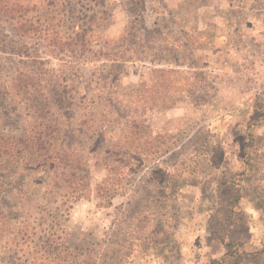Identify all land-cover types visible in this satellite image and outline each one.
Wrapping results in <instances>:
<instances>
[{
  "label": "rangeland",
  "instance_id": "rangeland-1",
  "mask_svg": "<svg viewBox=\"0 0 264 264\" xmlns=\"http://www.w3.org/2000/svg\"><path fill=\"white\" fill-rule=\"evenodd\" d=\"M20 1L29 30L48 38L0 21V264H47L52 225L71 258L97 252L138 189L160 208L154 188L165 177L175 210L130 264H210L225 251L221 236L264 256V199L249 197L256 177L223 224L233 195L217 191L238 182L249 122L259 118L250 132L264 138V0H143L141 23L131 0ZM122 45L129 59L110 60ZM155 68L177 73L161 86ZM49 82L65 105L52 103ZM131 138L151 152L139 167L117 152ZM205 142L194 168L179 166ZM155 167L165 175L146 184Z\"/></svg>",
  "mask_w": 264,
  "mask_h": 264
},
{
  "label": "trees",
  "instance_id": "trees-1",
  "mask_svg": "<svg viewBox=\"0 0 264 264\" xmlns=\"http://www.w3.org/2000/svg\"><path fill=\"white\" fill-rule=\"evenodd\" d=\"M131 3L137 9L140 23L143 22V0H131ZM29 7V5L24 4L20 0H0V21L4 22V28L15 31V34H19L23 38H33L34 36L48 38L43 30H38L37 28H31L32 30H29ZM75 34L77 35V32ZM124 40L122 42H124ZM124 46L125 45L118 47L116 51L109 56L110 60L126 61L129 59V56H126L127 50ZM113 66L118 65L114 63ZM151 73L157 75L155 80L159 79L160 85L162 86L167 79V75L177 73V71L174 69L155 68L151 70ZM18 85V80L13 81V87H17ZM115 86L116 85H114V87ZM46 87V90L53 93L54 100H51L52 103L58 106L66 104V97L62 90L57 89L51 82H49ZM258 123L259 118L249 122L247 126L248 133L244 135L245 142L240 149L241 153L239 157V163L242 168L240 172H238L239 175L235 174L238 182L235 183L232 177L225 178L224 182L219 183V187H217V191H220L224 187L233 195V199L227 206H220L219 213L222 215L226 214V217L220 221V224L225 223V221H231L235 209H238L240 206V200L242 201L244 196H248L247 193L244 192L242 185V183H245L248 176H255V182L257 183L250 191L249 197L252 198V196H255V200L258 199V201H260V198L264 199V185L260 184L262 181L264 182V138L259 136V134L250 132L252 128L257 127ZM132 140L133 138H131L130 142L126 141V144L122 145L117 152L121 155L123 154V149L131 151V153L126 151V153L121 156L123 159L138 161L136 167H139L143 154L147 155V153L151 152L148 150L143 153L144 148L140 146V143ZM207 142H205V144L200 143L198 147L191 149L192 154L186 153L185 157L182 156V154L178 156L177 162L179 166L185 168V170L194 168L195 163H198L197 157L200 156V154L207 155L208 151L211 150V144ZM190 156L192 160H189ZM154 175L161 177L165 175V172L163 169L155 167L150 177L145 180L146 184L151 183V179L154 178ZM164 179L160 181L159 185H155L154 188L157 190V194H155L157 195L155 204H160V208L154 205L155 208L152 209L147 205L149 199L145 193L148 189L146 186L142 190L144 193L141 192V189H138L133 203L129 206L130 208L126 210L127 213L125 214V221L122 227L115 233L117 236L113 240V234L106 245L101 246L97 252H95L94 249L76 258H71L67 249L62 246L63 243L59 241L60 237L57 233L58 231L55 226L52 225L50 227L51 234L46 238L47 240L43 253L47 264H130V258L135 254L138 248L144 245L143 240L151 241L149 238L153 240L156 235L164 234V227L169 218L168 215L172 216L171 210H175V206H173L176 202L174 199L175 189L168 192L171 188L166 186V177ZM99 191L105 194H102L103 196L110 199L115 195L116 190L108 186H102L99 188ZM154 197L155 196H153V199H155ZM220 239L225 245V251L218 258L211 261L210 264H264V256H261L263 249L256 252H243L238 244L225 242L223 236H221Z\"/></svg>",
  "mask_w": 264,
  "mask_h": 264
}]
</instances>
